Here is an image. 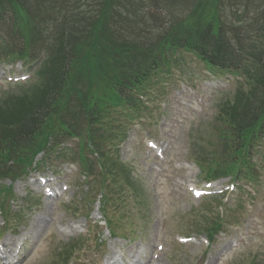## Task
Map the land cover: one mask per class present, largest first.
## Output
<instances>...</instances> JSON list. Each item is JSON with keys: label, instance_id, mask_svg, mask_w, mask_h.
<instances>
[{"label": "trees", "instance_id": "obj_1", "mask_svg": "<svg viewBox=\"0 0 264 264\" xmlns=\"http://www.w3.org/2000/svg\"><path fill=\"white\" fill-rule=\"evenodd\" d=\"M217 2L0 0V28L8 13L14 18V40L0 41V59L39 62L33 84L0 98V177L22 173L37 153L50 154L62 139L78 136L85 142L82 154L94 151L105 179L139 190L130 168L111 155L109 145L118 135L113 120L136 113L137 96L161 86L181 67L184 54H192L209 68L244 78L232 97L217 105L219 159L206 168L197 161L209 178L238 179L241 168L250 169L253 178L248 157L264 140V40L229 36L219 12L211 11ZM152 9L159 12L153 19ZM209 214L204 233L211 236L223 221Z\"/></svg>", "mask_w": 264, "mask_h": 264}, {"label": "rangeland", "instance_id": "obj_2", "mask_svg": "<svg viewBox=\"0 0 264 264\" xmlns=\"http://www.w3.org/2000/svg\"><path fill=\"white\" fill-rule=\"evenodd\" d=\"M31 66L23 67L18 63L4 67L0 63V92L8 88L5 78L9 76L31 75L32 79ZM201 67L200 63L188 58L183 74L170 76L169 84L153 106L158 111L157 120L152 116V119L141 122L140 128L134 124L128 126L127 139L120 145L119 155L132 169L133 176L137 177L140 189L137 193L139 197L135 200L125 196L128 202L121 227L117 230L123 240L113 239L106 227L88 228L94 222L103 223L99 211L102 205L98 204L99 187L96 193L86 191L87 182H84L79 168L78 171L66 162L51 159L52 165L38 170L39 175L55 176V185L59 188L68 185L69 190L58 200L45 201L40 189L29 184L28 180L36 174L32 171L15 183L9 180L0 183L1 189L3 186L13 189V195L8 200L9 211L13 214L18 210L25 211V223L17 225L15 233L2 234L0 238L2 243L6 240H10L12 245L20 240L19 244L24 243L18 258L10 264H99L102 256L104 259L111 255L120 259L121 264H135L133 248L138 249L143 264H249L254 258L264 259V239L259 235L264 227V149L261 151L258 148L259 152L254 158L257 175H260L255 188L256 197L245 198L242 201L244 207L230 217L238 225H226L221 234L213 237L208 248L201 242L205 236L196 231L202 227L199 226L204 213L200 205L202 200H194L187 188L201 187L204 179L191 161L192 155L186 154V149L189 146L191 152L192 148L213 150L214 147H221L213 128L214 109L217 101L233 93L219 94L220 91H214L215 88L205 87ZM15 86H10L8 92L17 95ZM147 138L163 146V160L146 149L144 141ZM67 147L74 148L72 142ZM261 152L263 155L260 158ZM41 156H37L35 162L41 160ZM177 163L180 169L175 168ZM184 163L190 167H184ZM217 184L226 185L229 181H217ZM237 194L234 191L229 195L224 209H216L217 213L227 210L229 214V208L237 203ZM28 199L36 202V206L26 208ZM108 209L109 215L115 216L114 210ZM89 211L91 213L87 216ZM40 215L45 216L44 229L36 236L27 234L32 222ZM1 221L0 215V224ZM76 225L90 232V236L81 237L91 238L83 242L82 250L75 253L69 262H63L60 257L64 252L59 255L60 250L66 248L72 238L78 237ZM177 236H196L198 245L179 246L175 243ZM162 243V253L157 260H153L156 245ZM99 246L103 249L102 253L97 251Z\"/></svg>", "mask_w": 264, "mask_h": 264}, {"label": "bare ground", "instance_id": "obj_3", "mask_svg": "<svg viewBox=\"0 0 264 264\" xmlns=\"http://www.w3.org/2000/svg\"><path fill=\"white\" fill-rule=\"evenodd\" d=\"M45 226H46L45 218L39 217L38 219L33 221L32 226L28 230V232L30 235L36 236L44 229ZM133 258L137 260L136 264H143L138 256L137 249L133 250ZM155 264H160V263H155Z\"/></svg>", "mask_w": 264, "mask_h": 264}]
</instances>
